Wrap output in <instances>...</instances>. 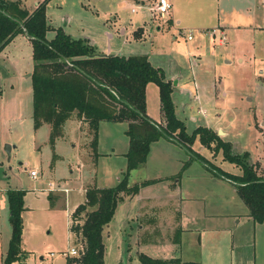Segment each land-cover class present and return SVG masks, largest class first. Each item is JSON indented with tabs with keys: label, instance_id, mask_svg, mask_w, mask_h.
Returning a JSON list of instances; mask_svg holds the SVG:
<instances>
[{
	"label": "rangeland",
	"instance_id": "1",
	"mask_svg": "<svg viewBox=\"0 0 264 264\" xmlns=\"http://www.w3.org/2000/svg\"><path fill=\"white\" fill-rule=\"evenodd\" d=\"M22 1L28 12L32 13L35 4L42 0ZM262 2L264 9V0ZM118 3L124 6L119 0H48L45 13L50 29L46 37H54L55 29L60 28L72 38L87 41L96 54L117 53L118 50L123 55L148 54L152 62L158 61L168 73L177 69L174 60H178L185 77L192 75L188 53L197 42L196 45L202 48L200 51L208 54L207 57L202 54L204 67L194 69L200 94L199 105L207 115L204 118L197 114L192 122L176 100L179 116L186 124L188 133H192L197 125L208 124L207 121L212 127L216 128L217 125L221 133L210 128L221 139L231 141L233 153L247 152L249 163L263 174L264 132L261 131L264 127V82L259 72L264 71V59L258 60L264 53V11H257V24L262 29L257 32L246 30L237 39L233 32H228L225 50L216 46L212 55L211 50L206 49L208 45L211 46L209 41H203L204 37L198 40L196 31L193 33L194 40H188L186 35H178V40L173 42L172 36L163 32L156 34L155 38L148 32L145 39L136 40L134 32L138 26L150 21V15L143 8L137 14H131L129 7L119 12ZM115 12H122L119 21L125 28V35L118 32V20H113ZM211 13L208 6H203L198 8L197 16L190 12V18L194 23L205 24L211 18ZM162 19L169 20V17ZM21 33L11 39V44H6L12 48L8 55H13L16 64L8 68L0 59V91L5 89L0 95V264L12 234L7 198L10 189L25 192L22 197L23 234L20 244L25 255L21 262L15 264H66L68 258L63 253L81 236H76V240L71 237L64 200L51 206L52 199L50 202L48 196L57 199L65 193L56 189L48 191L49 184H56L57 178H63L65 180L59 181H63L70 191L95 182L102 187L117 185L127 167L125 153L129 142L125 131L128 125L126 121L101 122L98 132L100 144L93 151L89 126L81 128L80 133L71 119L63 126L62 138H56L57 145L52 148L48 124L43 123L36 130L33 128V93L30 80L25 78L33 66L30 55L32 45L22 38ZM254 54L258 58L255 59ZM194 58L199 61L198 56ZM4 74H11L15 79L7 83L9 86L13 84L12 90L6 89V83L1 80ZM187 87L192 88L191 84ZM145 89L146 113L148 109L152 121L156 122L160 110L159 89L154 83H148ZM217 89L221 90L219 94ZM18 91L21 97L16 106L15 92ZM185 102L189 103L188 96ZM75 113L72 118L76 120ZM87 130L90 133L88 141L82 139ZM162 140L159 138L153 142L146 161L128 173L130 186L140 185L144 181L154 182L139 189L144 198L140 203L126 197V194L118 201L115 214L105 227L109 232L108 247L111 249L105 257V264H139V251L156 258L174 256L201 264H264V223L242 216L247 208L233 183L214 176L198 160H191L177 143L174 145ZM81 143L87 149L81 147ZM6 144L14 146L9 153ZM192 149L223 171L240 175V168L226 161L220 150L214 153L203 146L198 138ZM186 162L189 164L183 168ZM31 170L38 171L35 180L29 175ZM213 178L218 180L213 181ZM181 193L189 199L182 201ZM154 196L162 199L158 202L148 200ZM186 207L190 214H187ZM80 217L76 224H82L85 213ZM176 223L193 230L181 235V229L172 228L177 226ZM157 225L162 227L161 230L152 229ZM140 226L144 231H138ZM213 227H217L218 231H210Z\"/></svg>",
	"mask_w": 264,
	"mask_h": 264
},
{
	"label": "trees",
	"instance_id": "2",
	"mask_svg": "<svg viewBox=\"0 0 264 264\" xmlns=\"http://www.w3.org/2000/svg\"><path fill=\"white\" fill-rule=\"evenodd\" d=\"M47 1L42 0L29 13L21 6L20 0H0V50L20 32H25L31 41L33 128L47 123L50 127L49 144L54 148L55 139L63 134L65 122L76 112V116L83 118L89 126L91 147L96 151L99 122L126 121L128 125L125 133L129 147L125 153L127 167L123 179L115 186L88 187L85 202L73 210L70 231L81 236L79 239L84 248L74 261L77 264H104L103 228L113 218L117 203L125 194L137 195L142 185L154 182L144 181L130 186L127 176L130 170L146 161L150 145L160 137L180 145L191 160H198L213 175L231 181L252 220L264 223V177L249 163L248 153H233L231 141L221 139L211 128L198 126L188 133L186 124L176 115L171 81L166 79L161 68L150 63L146 55L96 54L87 41L72 38L60 28L55 29L54 37L48 40ZM148 83H154L159 89L163 122H153L146 113L145 87ZM196 138L214 153L220 150L226 161L240 168V175L223 171L193 150ZM24 193L22 189L7 192L12 234L2 264H15L25 255L20 248ZM83 212L82 224H76ZM137 260L139 264H201L199 261H183L180 257L155 258L145 252L138 253Z\"/></svg>",
	"mask_w": 264,
	"mask_h": 264
},
{
	"label": "crops",
	"instance_id": "3",
	"mask_svg": "<svg viewBox=\"0 0 264 264\" xmlns=\"http://www.w3.org/2000/svg\"><path fill=\"white\" fill-rule=\"evenodd\" d=\"M12 1H15V0H12ZM119 1L124 4V6H123L122 4L118 3L119 12H120V10L127 9L129 7L131 14H137V11L139 9L143 8L150 15V21L148 23L147 22L144 23L141 26H138V29L134 32L133 36L135 37L136 40L139 39L140 41H142L143 39L146 38L145 35H149L148 32H150V34H152V36L154 38H155L156 34H160L159 32H163V33H169L170 36H172V40L174 42V41L178 40V38H179L178 35H182V36L186 35L187 36V32H189V31H192V35H191L192 38L190 40H194L193 33L196 31V34L198 33L197 34L198 36H196V38H198V40L203 39V37H204L203 41H205V42L207 41V43L209 41L211 46L208 45V47H206V49H207V51L211 50L210 53H212V55H213L215 53L213 48H215L216 46H218L219 48H224V50H225V45L229 39L228 35H227L228 32H231V33L233 32L235 34L234 37L237 39L239 36L246 33V30H249V32L250 31L251 32L252 31L257 32L258 30L262 29V27L261 26L259 27L257 24V11H259V10H262V12L264 11L262 0H170L173 3V7H172L171 14L169 16V20H163L161 18V19L157 20V22H155V20L158 19L159 17H156V16L154 17L148 9V7L153 4L154 0H119ZM20 2H21L20 3L21 6H23L27 10L26 6H24L23 1L20 0ZM137 3H139V4L137 5ZM37 4H38V2L35 4L36 5L35 8L38 6ZM136 5H137V7H136ZM120 6H123V7L120 8ZM203 6H208L209 12L210 13L212 12L211 18L205 24L204 23H201V24L194 23L193 19L190 18V12H192L193 14H195L197 16L198 8H201ZM133 9H134V11H132ZM212 9H213V11H212ZM29 13H31V12H29ZM115 14L116 15L113 18V20H118V21H116V23L119 24L118 32L120 35L121 34L125 35V28L120 25L121 22L119 21V19H122L121 15L118 12H115ZM46 19H47V23L49 24L48 16H46ZM65 22H66V26H67L68 25V19L67 18L65 19ZM212 30H213L214 34L211 35ZM206 34H207V36H206ZM216 34L225 35V40L223 42H221L219 40L221 35L219 37H217ZM20 35L22 36V38L28 40L31 43V41L29 40V37L26 35L25 32L23 34L21 33ZM46 36H47V34H46ZM46 38H48V37H46ZM16 39H14L13 41H15ZM48 40H51V38H48ZM90 43H93V40H90ZM10 44H11V42H10ZM196 44H198V43L196 42L195 45L193 46L194 49L190 53H188V60H189V64L191 65L190 71L192 72L191 77H188V76L185 77L183 75V73L179 67L178 60H174L176 65H177V69L174 70V72L170 71L168 73L167 71L164 70L163 65L158 64L159 63L158 61H156V63L152 62V59L150 58L151 56L148 54H145L148 57V60L150 61V63L155 68L156 67L161 68L165 72L166 79L171 81L172 89H173L172 101H173V104L175 106V111H176L177 117L179 119H181L179 116L180 110H179V107L177 106L176 100H177V102H179L180 106H182L183 113L186 111L187 112L186 114H188V117L190 118V120L192 122L196 120L197 114L204 117V118H206V115H207L205 110L201 107V105H199L200 94H199L198 85L195 81V77H197V74H195L194 69L204 67L203 64H205V63L203 62L202 54L205 55L206 57L208 54L205 53L203 50L201 52L200 49H202V48H200V46L198 47V45H196ZM8 45H5L4 47L1 48L0 59L2 60L3 63L6 64V66L8 68H11V65L16 64V59L13 58L12 54L8 55L9 51L12 49V48H10V45L9 46ZM29 45L31 46V44H29ZM31 48H32V46H31ZM104 54H106V55H118V56L123 55V54H120L119 50L117 53L115 52V53H104ZM30 55L32 56V50L30 52ZM139 55H142V54H139ZM139 55L132 54V55H123V56L129 57V56H139ZM195 56L199 57V61H197L194 58ZM254 58L256 59V58H258V56L254 54ZM261 59H264V53L261 54V58L258 61H261ZM241 61H242V59H241ZM31 71H32V69L29 70V72H27L28 74H26L27 76H25V78H28L30 80V84H31V75H30ZM263 74H264V71L262 72V70H261L259 72V75L262 78V81L264 82V75ZM1 80L6 83V89L12 90L13 84L11 86H9V84L7 85L8 82L9 83L14 82V80H15L13 78V76H11V74H4L3 77L1 76ZM188 84H191L192 88L187 87ZM217 90H219V89H217ZM4 91H5L4 88L1 89V91H0L1 96L4 93ZM146 91H147V89H146ZM31 92H32V90H31ZM220 92H221V90H219L217 92V94H219ZM15 93H16V95H15L16 98H15L14 102H15V105L18 106V104L20 103L19 98L21 97V93H19V91L15 92ZM222 94L225 95L224 92H222ZM186 96H188V98H189V103L185 102ZM32 97H33V95H32ZM146 102H147V97H146ZM158 106H160L159 100H158ZM158 114H159V119H158V121H156V123L163 122V115H162V111H161V106H160V110H159ZM32 115H33V111H32ZM147 115L151 119L148 109H147ZM71 119L74 121L76 128H78L79 132L81 133V128H83L85 125H87V123L83 120V118L77 117L75 120L71 116V118L68 120H71ZM101 122H104V121H101ZM101 122H99V124ZM207 122H208V124H204L205 127H207V128L211 127L212 129H214L216 131L219 130V127L217 125L215 128V127H212V125L210 124V121H207ZM202 124L197 125V126H204ZM40 126H39V128H40ZM262 126H263V124H262ZM99 128H100V126H99ZM36 129H38V128H36ZM98 132H99V130H98ZM261 132L262 133L264 132V127H263V130ZM223 134L225 135L224 132H223ZM49 136H50V133H49ZM89 136H90V133L87 130V131H85L84 135H82V139L88 141ZM59 138H62V137H59ZM160 138L164 139L162 141H165L166 143H174V145H175V142L168 140L167 138H164V137H160ZM55 142H56V140L54 141V144H55ZM97 143L99 146V144H100L99 138L97 140ZM81 144L82 145H80V146L83 147L84 143H81ZM56 145L57 144H55L54 147H56ZM13 147L14 146H11V149ZM83 148H85V147H83ZM11 149H10V151H11ZM85 149H87V148H85ZM251 162H253V161H251ZM253 163H255V162H253ZM261 166H264V165H261ZM256 172L259 175H264V173L260 174V171L256 170ZM214 176H216V175H214ZM57 179L61 180L63 178H57ZM221 179H223V178H221ZM59 180L55 182L56 184H54L53 182L50 183L49 187H50V185L54 186V187H55V185H57L55 188L58 191H62V190H59L61 187L67 189L66 192L62 191L65 193L62 195L63 197H58L57 199H53L52 197L48 196V194H47V196L49 197L50 202L52 199V204L50 203L52 207H54L58 201L64 200V208L68 212L67 213L68 214V229L70 231V225L72 223L73 210L75 209V207L78 204L85 202L84 194H85V191L88 188V186H90V185L91 186H97V187H102V186H99L97 184V182H95V183H90V184L85 185V186H81L80 188H77V189L73 188L72 191H70V190H68L69 189L68 186L63 184L62 183L63 181L61 182ZM63 180H65V179H63ZM212 180L217 181L218 179L213 178ZM223 180H225V179H223ZM225 181H227V180H225ZM64 183H66V182H64ZM48 191L51 192V190H49V188H48ZM139 192L137 193V195H134V196L126 195V197L134 198L135 201L140 203L141 201H143L144 198L142 199V196ZM75 194H78L77 195L78 197H76ZM81 196H82V198H81ZM167 196H170V195H167ZM79 198H80V201H79ZM123 198H125V196H123ZM157 198H158V200H157ZM168 198H170V197H168ZM180 198L182 201H187L189 199L188 196H184V194H182V193H181ZM152 199H154L155 202H158V201H160V199H162V197L154 196V197L148 198V200H152ZM186 210H188V207H186ZM189 211L190 210H188L187 214H190ZM242 216H244V218H246V219H252L251 216L249 215V209L248 208H247V210L244 211ZM185 219H187L186 216H185ZM182 220H183V218H182ZM158 226L159 225H157L156 227L154 226L152 229H155L156 231H157V229L161 230L162 227L160 228ZM105 227L103 228V243H104V248H105L104 264H105V257H107V255L109 254V252L111 250L108 247L109 232L107 229H105ZM163 227H164V225H163ZM172 228L174 230H176V229L180 230L181 229L179 232L181 235L188 233L191 230H193L191 228L183 227V226L178 225V224L176 227H172ZM138 229H139L138 231H142V230L144 231L142 226H140ZM221 229H223V228L221 227ZM204 230H206V229L204 228ZM209 230L210 229H208V231ZM213 230L218 231V228L213 227V228H211L210 231H213ZM138 231L136 233H138ZM71 233H72L71 237H76L75 233H73L72 231H71ZM137 250H140V249H138V247H137ZM139 252H142V251H139ZM21 258L17 262H21ZM162 258H174V256L162 257ZM181 260H183V259H181ZM68 261H69V259H68ZM68 261H66V264H68ZM183 261H185V260H183ZM17 262H15V263H17Z\"/></svg>",
	"mask_w": 264,
	"mask_h": 264
},
{
	"label": "built area",
	"instance_id": "4",
	"mask_svg": "<svg viewBox=\"0 0 264 264\" xmlns=\"http://www.w3.org/2000/svg\"><path fill=\"white\" fill-rule=\"evenodd\" d=\"M173 3L170 0H154L153 4L148 7L151 14L155 17L158 16L159 18L169 17L172 11ZM134 11V9L132 10ZM214 34L213 30L211 32V35ZM192 31L187 32V39L190 40L192 38ZM221 37L219 40L223 42L225 40V35L220 34ZM30 177L35 180L38 176V171L31 170L29 172ZM56 188L50 185L49 190L54 191ZM59 190L67 191V189L60 188ZM78 238V237H77ZM76 240V237H75ZM84 252L83 243L80 239L76 240V243L71 245L68 248L67 252H64L63 255L67 259H69L70 262L68 264H77L76 261H74L76 258H79L81 254ZM71 259V260H70Z\"/></svg>",
	"mask_w": 264,
	"mask_h": 264
},
{
	"label": "water",
	"instance_id": "5",
	"mask_svg": "<svg viewBox=\"0 0 264 264\" xmlns=\"http://www.w3.org/2000/svg\"><path fill=\"white\" fill-rule=\"evenodd\" d=\"M218 133H221V131L219 130ZM6 151L9 153L10 152V149H11V146L6 144Z\"/></svg>",
	"mask_w": 264,
	"mask_h": 264
}]
</instances>
